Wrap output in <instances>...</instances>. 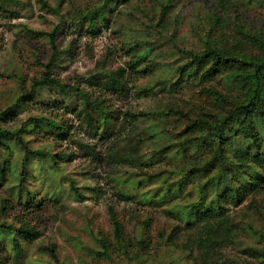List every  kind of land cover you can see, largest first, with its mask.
<instances>
[{"label": "rangeland", "instance_id": "obj_1", "mask_svg": "<svg viewBox=\"0 0 264 264\" xmlns=\"http://www.w3.org/2000/svg\"><path fill=\"white\" fill-rule=\"evenodd\" d=\"M77 13L93 18V33ZM55 25L52 54L46 32ZM242 31L264 39V0H0V110L45 68L58 80L36 85L29 101L20 99L18 110L0 119L23 140H9L11 155L1 156L0 220L25 218L40 230L15 252L11 234L0 233V264H48V243L64 264H213L214 257L216 264H264V186L226 204L231 235L208 255L185 242L167 204L142 194L167 180L179 184L173 203L200 197L205 176L197 177V168L212 139L192 120L222 113L237 92L225 66L202 77L208 62L187 51L229 46ZM110 71L123 79L124 92H114ZM78 91L101 107L83 104ZM192 136L199 139L186 142ZM244 141L227 143L228 151ZM109 207L123 245L113 238ZM96 238L105 240L107 255Z\"/></svg>", "mask_w": 264, "mask_h": 264}, {"label": "trees", "instance_id": "obj_2", "mask_svg": "<svg viewBox=\"0 0 264 264\" xmlns=\"http://www.w3.org/2000/svg\"><path fill=\"white\" fill-rule=\"evenodd\" d=\"M124 1L122 0V2ZM41 3L45 4V2ZM163 7H166V5ZM77 14L88 19L87 29L92 30L93 33L94 29L97 28V23L94 22L93 18L88 17L86 13ZM214 21L213 17L210 18V25ZM210 28L209 26L207 30L208 36L211 32ZM56 30L57 26L55 25L46 32L52 54L56 51V44L53 40V34ZM241 33L244 36L233 38V42L229 46L226 44L218 47L206 43L199 52L187 51L195 62H208V66L200 74L202 77L218 67L225 66L227 81L231 85V90L237 92V95L232 94L230 100L227 101L229 106H221L220 111L222 113L218 114L220 112L218 111V115H211L208 118L199 117L192 120L194 123L199 122V124L205 126V131L211 133L212 139L211 143L204 144V147L207 146L211 150L207 162L197 168V177L199 176L201 179L200 175L205 176L199 184L200 197L189 205L173 203L174 199L172 198L178 192L177 185L179 184L174 183L173 186H170L171 182H167V180L163 182L166 186L157 192L152 190L142 193L143 199H154L167 204L169 206L166 208L167 211L173 213L179 221L175 228L182 229L180 233L185 235V242L190 246L195 245L196 248L202 249L201 253L205 255L217 251L218 245L231 235L233 223L230 222L229 215L226 212V204H236L242 200L245 193L254 192L264 186V39L255 33L247 31ZM140 56L141 54H138L135 58H131L129 63H134L135 59L140 58ZM195 71L196 68L193 67L191 74ZM106 75H108L109 83L115 88L114 92L121 93L127 89L123 86L124 81L119 78V74L110 71ZM39 84L58 85V80L50 76L45 68L41 78H32L29 89H22L19 98L0 110V119L9 118L15 113V110H18V105H20V99L24 102L29 101L32 89ZM100 84L106 85L107 83L101 82ZM78 93L81 94L80 98L83 104L94 103L99 106L98 99L88 98L85 93L80 91ZM105 117L104 113V126L108 122H106ZM41 119L44 118L41 117ZM45 122L54 127L57 126L52 121L46 120ZM199 136L187 137L186 142L192 140V138L198 140ZM20 137L17 129L0 126V154H2L0 155V179L6 167L4 164L5 158H1V156L7 158L11 155L12 149L8 144L9 140L15 139L23 144ZM242 139L245 140L243 147L234 150V153L228 151L227 143L230 145L231 141H241ZM23 148H25L24 145ZM246 170L249 171L248 174L243 173ZM17 185L18 187L23 186L21 169L18 172ZM71 187L76 192L75 187ZM17 193H19V190H17ZM3 203L1 200L0 208L3 207ZM25 206H30L29 200L25 201ZM108 213L115 243L123 245L120 238L121 224L111 207L108 208ZM23 214L26 213L22 212ZM176 231L174 235L177 237L179 230ZM0 233L11 234V247L15 252L22 249L23 244H28L37 237L40 230L25 218H18L17 224L0 220ZM96 239L100 247L99 252L107 255L105 240L103 238ZM138 241L143 244L141 238ZM44 248L51 258L48 264H64L58 260L51 243L45 244ZM216 261L217 259L214 257L212 263L216 264ZM260 261L264 262L263 259Z\"/></svg>", "mask_w": 264, "mask_h": 264}]
</instances>
